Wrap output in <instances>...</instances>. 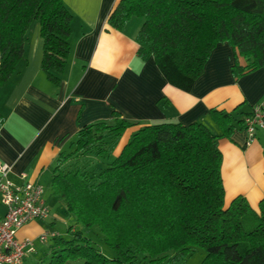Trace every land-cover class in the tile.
<instances>
[{"label": "trees", "instance_id": "trees-1", "mask_svg": "<svg viewBox=\"0 0 264 264\" xmlns=\"http://www.w3.org/2000/svg\"><path fill=\"white\" fill-rule=\"evenodd\" d=\"M132 18L143 20L137 55L153 59L164 80L182 92L192 90L221 43L235 52L236 79L264 67V0H119L106 23L123 31ZM72 20L63 0H0V87L23 58L34 22L43 39L41 71L59 86L71 53ZM237 111L207 114L230 137L245 129L251 114ZM137 125L113 110L111 119L78 131L74 152L97 148L104 160L123 132ZM217 138L199 122L143 126L94 173L95 183L88 171H64L61 154L50 183L53 195L76 224L98 227L116 255L106 256L83 230L69 227L67 237L52 238L38 264H183L194 248L206 253L201 264H264V197L258 210L243 196L225 206ZM137 255L142 259L135 263Z\"/></svg>", "mask_w": 264, "mask_h": 264}, {"label": "crops", "instance_id": "crops-1", "mask_svg": "<svg viewBox=\"0 0 264 264\" xmlns=\"http://www.w3.org/2000/svg\"><path fill=\"white\" fill-rule=\"evenodd\" d=\"M63 2L73 20L71 53L64 73L58 75L60 85L52 84L41 71L43 39L39 23L34 22L26 32L23 58L0 87V117L4 119L0 162L11 166L14 181L50 185L56 160L76 142L78 131L95 121L111 119L116 110L138 125L123 132L103 160L106 164L143 126L199 122L218 136L225 206L243 196L258 210L264 197V132L250 143L244 130L235 129L230 137L224 136L207 112L218 109L231 113L239 107L237 114L249 113L254 105L263 103L264 67L236 79L232 72L235 52L229 44L221 43L212 51L192 90L182 92L164 80L153 59L143 61L137 55L135 41L142 18H132L123 31L108 26L107 16L119 0ZM240 62L246 64L244 58ZM5 212L0 203V218ZM49 214L48 224L54 227L57 213L52 215L50 210ZM45 222L28 223L19 230L18 238L34 240L51 231ZM35 254L24 264H35Z\"/></svg>", "mask_w": 264, "mask_h": 264}, {"label": "built area", "instance_id": "built-area-1", "mask_svg": "<svg viewBox=\"0 0 264 264\" xmlns=\"http://www.w3.org/2000/svg\"><path fill=\"white\" fill-rule=\"evenodd\" d=\"M245 133L250 143L259 131H264V102L256 104L251 114L244 118ZM12 168L0 162V203L5 215L0 218V264H24L37 252L39 245L47 244L58 236L45 231L36 239H18L19 230L32 221L45 222L50 218V208L45 200V188L38 182L17 183L12 178ZM22 178H25L22 175Z\"/></svg>", "mask_w": 264, "mask_h": 264}, {"label": "rangeland", "instance_id": "rangeland-1", "mask_svg": "<svg viewBox=\"0 0 264 264\" xmlns=\"http://www.w3.org/2000/svg\"><path fill=\"white\" fill-rule=\"evenodd\" d=\"M76 147V142H72L68 148L67 151L63 153L64 155V162L62 165V168L64 171H75V170H82L83 171H88V181L90 183H95V179L92 178L94 173L98 172L100 169H102L105 166V162L101 160L98 157L97 148L92 149L87 155H81V154H76L75 148ZM94 177V176H93ZM44 188H46V194H45V200L50 207V210H52V215L53 213H57V219L54 224V227L50 226L48 224L49 222L46 221L44 224L46 225L45 228H49L51 231H55L58 233V235L67 237V229L69 227H72L73 230H83L87 236V238H90L95 245L98 247L99 250H101L106 256L108 257H114L116 254L109 246H107L104 243V238L102 237L103 235L101 234L100 230L98 227H93L92 229H84L81 225L76 224L75 220L72 219L69 220L67 214L65 213L66 207L65 204L60 198H57L56 196L53 195L52 190L50 188V185L48 183H44ZM60 202V204L57 206L56 202ZM57 206V208L55 207ZM44 230V229H43ZM20 240V238H18ZM22 240V239H21ZM20 240V241H21ZM52 243V240H50L47 244L45 245H40L38 247V252L34 256V263L38 264V261L42 258L45 257V250L47 247H49ZM206 253L203 249L199 248H194L191 251L190 256L185 259V262L183 264H201L203 258L205 257ZM30 257L27 258L26 261L30 262L31 260H28ZM142 259L141 255H137L134 258L135 263H138L139 260ZM37 261V262H36ZM69 264H76L73 262H70ZM126 264V263H123Z\"/></svg>", "mask_w": 264, "mask_h": 264}]
</instances>
